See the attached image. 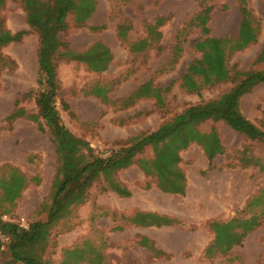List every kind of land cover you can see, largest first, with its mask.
I'll list each match as a JSON object with an SVG mask.
<instances>
[{"label":"rangeland","instance_id":"obj_1","mask_svg":"<svg viewBox=\"0 0 264 264\" xmlns=\"http://www.w3.org/2000/svg\"><path fill=\"white\" fill-rule=\"evenodd\" d=\"M95 1L96 11L88 22L78 26L70 14L68 29L60 38L78 52L102 42L111 50L112 60L107 70L96 73L85 63L60 58L58 109L67 128L89 143L96 157L107 158L188 107L218 98L239 80L240 71L264 69V62L257 61L264 50V0ZM23 8V0H0V23L12 33L27 32L21 41L0 49V181L9 179L16 169L29 184L10 207L0 190V213L7 209L5 214L13 221L25 218L31 224L43 219L52 203L58 156L36 107L41 89L38 33L27 24ZM120 27L126 31L125 38L119 34ZM109 52L101 49L100 59L91 57L90 62L102 67ZM144 84H152L158 97H144L125 107L123 99ZM16 107L26 114L8 121ZM240 108L246 118L263 127L264 84L244 95ZM198 129L216 131L224 152L215 157L211 167L196 143L180 152L179 167L186 175L187 188L184 195L170 197L176 200V212L183 216L173 228L186 243L175 256L157 264H264V172L253 164L255 159L264 160V144L248 140L224 122L206 121ZM138 157L151 159L152 150ZM115 177L131 195L119 196L108 189L103 178L96 182L88 201L74 207L52 229L47 262L57 263L59 238L65 243H83L76 253L65 254L70 259L67 264L88 251L93 254L90 243H101L104 251H111L108 264H156L163 260L155 254L151 240L156 226L135 223L139 214L151 213L139 207L147 209L153 195L162 197L155 178L145 175L137 164L118 171ZM225 183L234 188L232 197L227 196ZM205 202H215L218 207L207 209ZM254 215L259 217V226L247 233L240 246L226 255L217 251L206 254L215 239L213 223ZM201 230L208 233V243H189V233ZM7 243L0 234V264L10 258ZM129 243L140 245L137 259Z\"/></svg>","mask_w":264,"mask_h":264},{"label":"trees","instance_id":"obj_2","mask_svg":"<svg viewBox=\"0 0 264 264\" xmlns=\"http://www.w3.org/2000/svg\"><path fill=\"white\" fill-rule=\"evenodd\" d=\"M245 1L242 0L243 3ZM23 6L27 24L31 30L38 33L37 58L40 73L38 84L41 89L37 94L36 107L38 115L50 130L51 140L58 156V167L52 186V203L43 219L29 224L28 229H23L16 221L3 219L7 209L0 213V234L7 238L6 247L10 254L6 264H51L46 261L45 252L52 229L69 216L74 207L88 201L89 190L102 178L107 182L108 189L121 197H129L130 191L117 181L115 175L118 171L134 164H137L145 175L154 177L157 187L162 192L184 195L187 179L179 167L180 152L187 149L190 144L196 143L204 150L210 167L215 157L224 152L216 131L203 133L198 129L203 122L210 120L224 122L248 140L264 144V126H258L250 121L240 108L242 97L256 86L264 84L263 69L240 71L239 80L218 98L188 107L181 114L164 122L156 131L132 139L128 146L107 158L96 157L90 144L76 137L67 128L58 109L60 89L58 61L60 58L85 63L96 73L107 70L112 60L110 49L102 42L98 41L86 50L78 52L72 50L60 38V33L68 29L67 17L73 14L75 24L84 26L96 11V1L23 0ZM102 28L93 27L92 30ZM26 33V31L12 33L0 23V49L13 42L21 41ZM119 34L122 38L126 37L123 27H120ZM101 49L109 50L110 58L103 62L102 67L100 63L97 67V64L94 61L90 62V59L93 57L94 60H99ZM257 61L264 62V50L257 57ZM96 92L98 91L94 94L100 97L101 95H97ZM155 96H157L155 87L152 84H144L122 102L125 107H129L138 99L155 98ZM63 107L66 109L68 105L63 104ZM25 114L23 109L16 107L8 116V121H15ZM147 149L152 150L153 157L151 159L139 158L138 156ZM253 164L259 166L264 172V160L255 159ZM33 179L35 178L31 181ZM28 184L27 178L14 169L9 179L0 181L4 202L9 204V207L14 206ZM175 221L154 213H147L139 214V220L135 223L142 226L160 227L173 225ZM257 226H259V217L256 215L250 219H233L225 223H213L215 239L207 248L206 254L214 255L217 251L226 255L234 246H240L247 233Z\"/></svg>","mask_w":264,"mask_h":264},{"label":"crops","instance_id":"obj_3","mask_svg":"<svg viewBox=\"0 0 264 264\" xmlns=\"http://www.w3.org/2000/svg\"><path fill=\"white\" fill-rule=\"evenodd\" d=\"M23 11V10H22ZM24 15L25 12L23 11ZM19 18L21 19V16L19 15ZM111 51V50H110ZM112 54V53H111ZM130 95L126 96L129 97ZM154 132V131H153ZM152 133V132H151ZM234 186V185H233ZM224 188L226 189L227 196H233L235 192H233V187L231 184L225 183ZM162 193V197L157 195L155 198V195H153V199L151 200L150 205L147 209L143 207H139L142 210H146L151 213H155L165 219L169 220H176L177 218L183 219V216H181L179 213L176 212V200L174 199L173 195ZM211 194V193H210ZM165 196V197H163ZM205 207L207 209L213 208L217 209V204L215 202H205ZM126 209V208H125ZM155 235L151 236V240L155 243V254H157L160 257H163V260L156 261V264L160 261H164L165 257L175 256L177 254V249H180L185 241L179 238V235L175 228H173V225H162L160 227H155ZM191 234V239L189 243H208V233L203 232H196V233H189ZM59 243H56V249H57V255H55L56 264H67V262L70 260L67 255H72L73 253H76L78 250V245L83 243H65L60 238L58 239ZM61 240V241H60ZM97 244V245H96ZM128 244V243H125ZM133 244V243H129ZM91 247L93 248V254H91L90 251H88V254L86 256H82L78 261L72 260V264H108L109 260L112 262L111 258V251L109 250H103L105 247L101 243H90ZM198 247V245H196ZM138 248H140V245L137 243H134V245L131 246V253L133 254L134 259H137L139 256ZM97 255V256H96ZM20 264V263H19Z\"/></svg>","mask_w":264,"mask_h":264},{"label":"built area","instance_id":"obj_4","mask_svg":"<svg viewBox=\"0 0 264 264\" xmlns=\"http://www.w3.org/2000/svg\"><path fill=\"white\" fill-rule=\"evenodd\" d=\"M4 220L6 221H13L8 216H4ZM23 229H28L29 223L26 221L25 218H21L19 221H16Z\"/></svg>","mask_w":264,"mask_h":264}]
</instances>
